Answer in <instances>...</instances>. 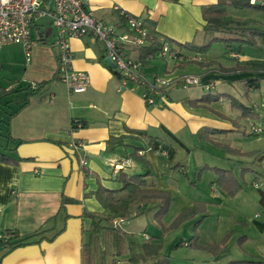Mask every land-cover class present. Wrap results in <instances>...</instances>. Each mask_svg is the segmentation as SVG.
<instances>
[{"label":"crops","instance_id":"crops-1","mask_svg":"<svg viewBox=\"0 0 264 264\" xmlns=\"http://www.w3.org/2000/svg\"><path fill=\"white\" fill-rule=\"evenodd\" d=\"M217 1L87 0V3L92 14L104 22L118 24L120 9L140 17L152 34L165 36L173 44L192 42L200 45L199 40L209 41L214 37V33H206L203 29L202 7ZM255 13L258 16L259 12ZM257 16L242 17L259 19ZM120 27V31L127 30L122 23ZM30 40L36 54L34 62L45 68V78L33 79L29 85L36 83L34 88H38L43 82L45 99L37 97L39 90L35 93L26 90L23 102L9 114L6 140L0 139V150L16 160L13 163L0 161V240L14 233L23 235L37 229L47 228V236L58 232L52 239L43 238L11 249L0 242V264H81V249L90 224L86 213L104 210L94 194L98 185L119 188L120 184L111 179V172L118 170L117 163L126 158L130 159V164L122 167L124 171L142 173L144 167L132 156L140 155L149 165L152 183L167 188L166 182L172 179L176 169L184 173L186 167L173 144L188 152V169L193 175L197 167L212 172V184L216 177L213 167L230 169L236 177L253 174V183L260 192L257 203L261 212L258 217L237 220L241 222L239 237L245 236V240L241 246L237 239L236 242L247 257L264 259V190L261 188L264 182L256 181L259 177L264 178V65L254 67L256 70H231L237 61H264V39H257L255 46L243 48L242 53L223 49L220 58H208L181 49L179 58L172 63L171 60H159V57H150L144 63L148 74H195L201 77L198 86L206 89L208 94H221L219 100L199 107H192L187 102L199 96L179 97L171 93L174 89L165 92L162 105H148L141 96L140 87L132 89L129 84H123L100 60L104 55L103 45L89 36L69 39L72 66L87 72L89 85L84 92H68L56 71L55 51L50 53L46 47L51 43L47 36L43 35L39 41L31 37ZM11 45H19L24 52L20 44L4 45L0 50ZM133 47L129 45L125 49L131 57L137 58ZM233 53L237 57L232 56ZM231 57L234 59H229ZM187 58L204 63L198 64L196 72H175V67ZM31 60L25 59L26 65ZM211 60L214 62L207 63ZM251 78L258 80L247 84ZM204 83L211 85L206 88ZM11 88L0 86V90ZM13 89L17 91V88ZM19 94L15 92L4 97L0 103L6 100L9 106ZM225 95L248 106L253 116L242 117L240 110L233 107ZM253 126L260 128V132H253ZM204 128H218L220 131L209 136L228 144L234 151L221 156L218 162L198 154L196 145H192L195 142L187 138L188 135L202 138ZM185 130L188 131L186 135ZM73 143L79 144L78 151L72 148ZM81 157L86 159V165L81 164ZM175 158L178 160L174 162ZM220 191L223 199H210L206 202L207 211L212 205L218 210L226 208V198L232 196ZM208 215L207 212L206 217ZM199 236L200 243L210 244L202 240L200 232ZM142 237L150 239L145 232ZM182 244L186 245V241ZM124 257L129 263L123 257L113 259L107 255L101 264H132L128 253H124Z\"/></svg>","mask_w":264,"mask_h":264},{"label":"trees","instance_id":"trees-1","mask_svg":"<svg viewBox=\"0 0 264 264\" xmlns=\"http://www.w3.org/2000/svg\"><path fill=\"white\" fill-rule=\"evenodd\" d=\"M229 7L235 9H253L256 12L264 13V0H255V2H250V0H218L215 4L203 5L202 15L205 21L203 26L204 31L211 34H213V32H228L232 34L233 37L214 36L207 43L197 45L192 42L173 44L171 40L163 36L177 52L173 61L179 58L181 49H187L188 52L199 54L207 52L213 40L224 43L227 51L242 53L243 48L255 46L257 39H264V23L259 19H255V17L235 16L229 13L227 10ZM131 16L132 15L124 12L122 15H118L119 22L124 24L126 19ZM159 47L160 42L156 38H152L146 45L138 47L134 46L132 49L136 52V57L144 64L150 58V55ZM100 60L103 61L114 75L117 77L119 76L114 67L112 68L106 64L104 61V55L100 56ZM188 62H194L199 65L204 63L195 58H187V60L185 59L181 63L185 64ZM212 62L214 61L211 60L207 63ZM262 65H264V61H237L231 70L249 71L255 69L254 67L257 68ZM257 80L258 79L256 78H251L248 79L246 83L251 84L252 81L255 83ZM39 84L38 88H32L30 85H27L25 89L29 90L31 93H35L42 86L43 82ZM15 92L16 90L13 88L9 90L1 89L0 102L4 97L10 96ZM220 96V93L212 95L207 93L198 98L188 99L187 102L192 107L206 106V104L219 100ZM225 97L229 99L230 104L233 107L240 110L242 117H244V115L249 118L253 116L252 110L241 103L238 99L230 95H225ZM210 109L213 112H216L212 108ZM82 125H85V123H82ZM217 130L218 128H204L201 137L234 151V149L230 148L228 144L217 142V140L209 136V134L217 133ZM132 156L144 167L142 173H129L122 168H119L116 171L113 170L111 172V179L120 184L119 188H107L99 184L97 189H95L94 194L104 210L97 213H86L87 217L90 219V224L88 227L87 240L84 242L81 249V264H101L102 258L107 255L116 259L121 257L124 253L129 254V259L132 264H138L141 258L145 259L151 255H155L156 257V260H153L151 264H168L166 259L158 258L162 257L160 256L162 244L160 241L161 235L153 236V241L148 239V241L142 242L137 239L136 234L125 231L122 229L121 225L113 224L114 219L124 221L139 214H145L149 211H151L152 217L161 225L163 232H167L178 225L180 226V224L187 219L194 218L192 235L186 240V245L194 250L199 249L207 251L215 257L224 252L226 249V243L231 236V233L229 232L217 243L203 244L198 240L200 239L198 226L202 219L207 215L206 203L204 201H202L201 204L199 203V205L196 203L192 207L179 212L169 224L165 225L162 222V218L167 212L172 200L171 193L167 189L160 188L152 183L151 179H149L151 170L149 169L147 161L142 156ZM0 161L13 163L16 160L11 155L0 150ZM212 170L216 175L214 182L227 195L234 196L237 191L241 189V184L239 183L238 178L230 169H218V167H213ZM197 215H199V217L195 218ZM47 230V228L37 229L32 233L23 235L14 233L13 236L1 239L0 242H2V244L8 249H11L16 246L37 242L43 238L52 239L58 232L56 231L51 236H47L45 234ZM141 235L143 236L144 232H142ZM237 238L238 244L241 246L245 240V236ZM179 240L180 241L176 242V245L185 241L183 239ZM228 264H264V259H261L260 257L234 259L230 260Z\"/></svg>","mask_w":264,"mask_h":264},{"label":"rangeland","instance_id":"rangeland-1","mask_svg":"<svg viewBox=\"0 0 264 264\" xmlns=\"http://www.w3.org/2000/svg\"><path fill=\"white\" fill-rule=\"evenodd\" d=\"M227 10L229 13L235 16H257V13H255L256 11L253 9H235L229 7ZM257 18L264 22V13H259ZM38 23L43 24L40 27L41 30H39L34 25L31 26L30 37L36 41H39V38H41L43 35H46L49 41L52 42L53 27L50 22L45 18L40 19ZM214 36L233 37V35L228 32H215ZM207 41L208 39L205 41L199 40L198 43L204 44ZM210 46L211 47L208 52L202 53L204 57L220 58L222 50H226L224 43L218 42L216 40H213ZM46 47L50 49V53L52 51L56 52V49L52 47L51 44H47ZM251 51L253 52L255 50L252 49ZM43 55L45 56V43L43 44ZM234 57H237V55ZM234 57L229 59H234ZM35 58V50L32 49V60L29 65H26L24 52L20 50L19 45L6 46L0 50V86H10L17 88L16 92L18 94H22H19L15 100L9 104V106L6 105V100H4L0 105V139L3 141L6 140L4 135L7 134V122L9 114L13 112V110H17L18 105L23 102V97L27 94L25 87L29 85L33 79L36 80L38 78H45V68L36 66V62H34ZM158 59L162 60L160 58ZM172 61L173 60H171V63ZM198 68L199 65L197 63L188 62L176 66L175 72H196ZM161 74L164 75V73ZM164 76L173 75L169 74ZM45 90V86L41 87L36 93L37 97L45 99ZM201 92H204V94L208 93L206 89H203L198 85H191L188 88L176 87L173 91H171L172 94H175L179 97H184L187 95L190 97H200L202 96ZM224 105L227 107L228 103L225 102ZM222 108H224V106H222ZM209 110L212 111L211 109ZM187 133L188 131L185 130L184 135ZM187 139L194 141L195 143L192 145H196L195 150L197 153L207 156L210 158L211 162L214 160L218 162L221 156L227 155V152H233L232 150L227 149L225 146L218 145L213 141L203 137L196 138V136L192 135L189 137L188 135ZM173 146L178 148L177 155L181 160H183L184 163L182 164H184L186 167L184 166V173L176 169L172 179L166 182L168 186L165 189L171 193L172 200L167 212L162 218V222L165 225L169 224L179 214V212L192 207L196 203L199 205V203L201 204L202 201L206 203L209 202L210 199L214 200V198L220 201L223 199L222 191H220L222 189H220V187L215 182V185L211 183V176L213 175L212 172H209L208 169L197 167V169L194 170L195 173L193 175L192 171L188 169V152L179 148L177 144H173ZM175 160L178 159L175 158L174 162ZM253 177V174L250 173H247L243 177L237 175L239 183L241 184V189L237 191L238 194L236 193V196L226 198V208L222 207L221 210H218L217 207H214L215 205L210 206V211H207L209 215L204 218V220H202L203 222L200 225L199 232L202 240L205 242H218L225 234L228 232L231 233V236L226 243V249L216 257L205 251L193 250V248L183 245L182 243L176 245V242L180 241L179 239L186 241L190 238L192 235L194 218L183 221L180 226L178 225L167 232L162 231L161 225L152 217L151 211L126 219L122 221L120 225L125 231L136 234L137 239L141 240L142 242L148 241V239H143L141 235L142 232H145L152 241L154 240L153 236L161 235L162 249L160 256L162 257L158 258L166 259L168 264H228L230 260L249 258L247 257L248 255H246L241 250V247L238 246L236 239H238L237 237L240 235L239 230L241 229V222L239 221H246L249 218L258 217L261 212L260 204L257 203L260 192L253 183ZM256 181L264 182V178L260 179L259 177V179H256ZM261 188L264 190V185H262ZM197 217H199V215H197L195 218ZM235 230L238 232L237 234ZM122 257L126 262H128L126 257H124V254L121 255L120 259ZM153 260H156L155 255H151L145 259L141 258L138 264H151ZM126 262L124 263L126 264Z\"/></svg>","mask_w":264,"mask_h":264},{"label":"built area","instance_id":"built-area-1","mask_svg":"<svg viewBox=\"0 0 264 264\" xmlns=\"http://www.w3.org/2000/svg\"><path fill=\"white\" fill-rule=\"evenodd\" d=\"M255 2V0H250ZM124 11L118 10V15ZM48 19L54 29L53 40L50 43L56 49V71L59 79L64 82L68 92H84L89 85V75L85 71L72 66V52L69 39L85 36L99 40L103 45L105 57L114 63V68L123 84H129L132 89L140 87L141 96L148 105H162L166 91L176 87L188 88L191 85H201V77L186 73L175 76L148 74L143 62L131 57L126 46H144L152 38L160 42V47L150 55L165 60H173L176 50L163 36L152 34L145 22L137 16H131L124 23L126 31H120L121 23L111 24L97 19L88 7L87 0H0V48L8 44H20L23 47L25 59L31 60L33 42L30 40V28L40 29V19ZM236 56L235 53L232 54ZM208 88L211 83L203 84ZM36 87V83L30 85ZM52 98V96H51ZM253 132L260 128L253 126ZM72 148L78 151L80 146L73 143ZM81 164L86 165V159L81 157ZM130 164V159L117 163V168ZM122 223L114 219L113 224ZM6 237V235H5Z\"/></svg>","mask_w":264,"mask_h":264},{"label":"water","instance_id":"water-1","mask_svg":"<svg viewBox=\"0 0 264 264\" xmlns=\"http://www.w3.org/2000/svg\"><path fill=\"white\" fill-rule=\"evenodd\" d=\"M105 62L106 64H108L110 67H114V63L111 61V59L109 57H105Z\"/></svg>","mask_w":264,"mask_h":264}]
</instances>
